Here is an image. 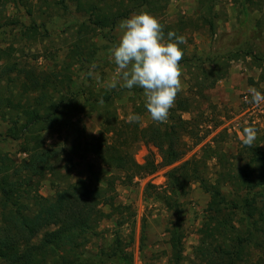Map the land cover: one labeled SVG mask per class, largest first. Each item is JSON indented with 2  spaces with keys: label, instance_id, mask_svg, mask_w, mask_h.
Listing matches in <instances>:
<instances>
[{
  "label": "trees",
  "instance_id": "obj_1",
  "mask_svg": "<svg viewBox=\"0 0 264 264\" xmlns=\"http://www.w3.org/2000/svg\"><path fill=\"white\" fill-rule=\"evenodd\" d=\"M71 1L81 20L75 49H69L65 58L57 52L45 54L50 64L45 68L37 65L41 54L32 55L30 61L21 55L24 49L0 48V121L6 125L0 145L18 143L24 155L19 160L0 147V264H135L119 232L128 223L125 211L131 206L118 203L117 187L169 168L166 184H148L145 192L147 200L154 199L176 215L169 223L168 263L264 264V128L250 121L230 133L222 129L223 122L202 112L191 119L184 117L193 114L200 101L209 100L206 92L228 76L233 61L257 56L251 49L206 58L188 55L192 32L205 28L216 32L218 0H197L193 16L175 23L160 21L165 38L170 31L186 38V44L179 45L184 53L180 64L190 71L191 96L176 98L166 122L152 121L146 127L142 118L137 123L122 119L112 93L92 86L101 56L100 47L89 45V35L116 47L113 33L121 21L141 12L159 18L173 0ZM231 1L238 5L242 25L252 14L264 13V0ZM65 3L62 0L59 5L65 7ZM260 36H249V40H260ZM195 95L199 102L193 100ZM84 114L101 120L95 137L87 136L79 120ZM134 114H149L146 101L136 106ZM246 126L257 129L252 146L239 138ZM46 132L56 133L58 141L47 144ZM143 145L157 153L150 149L142 165L136 153ZM198 147L199 154L185 160ZM91 155L112 174L98 175L87 163L93 184L72 179L79 162ZM49 177L54 179L53 197L41 192ZM196 187L210 200L198 244L188 256L183 216L186 198ZM112 219L116 220L114 239L103 244L101 226ZM94 240L102 243L87 256Z\"/></svg>",
  "mask_w": 264,
  "mask_h": 264
},
{
  "label": "rangeland",
  "instance_id": "obj_2",
  "mask_svg": "<svg viewBox=\"0 0 264 264\" xmlns=\"http://www.w3.org/2000/svg\"><path fill=\"white\" fill-rule=\"evenodd\" d=\"M61 1L16 0L9 3L0 0V48L24 49L21 55L28 57L30 61L33 60L32 55L41 54L43 58L37 62V65L45 68L50 65L48 59L44 57L45 54L57 52V56L65 58L69 49H75L76 32L81 18L74 13L71 0H66L65 3L68 10L65 9L66 6L59 5ZM196 5L197 0H173L166 13L157 19L175 23L179 19L189 18L195 13ZM217 5L219 16L216 19V32L213 34L207 28L192 32L193 42L187 51L188 55L206 58L209 55L213 57V53L224 55L233 49H251L257 56L233 61L228 76L219 81L214 89L206 92L209 100L200 101V106L194 110L195 112L185 114L184 117L191 119L196 113L202 112L216 122H223L222 129L227 128L230 133L238 132L244 122L248 124L250 121L264 128V102L259 105L251 102L252 98L248 91L250 87H254L264 94V82H261L264 68V13L262 12L263 16L259 12L252 14L249 22L242 25L238 5L231 0H218ZM113 35L119 45L122 36L119 27ZM259 35H261L260 40H249V36L259 37ZM89 37H92L89 45L94 43L100 47L101 56L100 68L96 72L99 75V81L96 79V74L93 75L92 86L106 88L109 93H112L121 118L127 119L130 114H134L136 106L141 101H146L143 90L137 86L132 89L122 87V81L117 83L115 88L109 87L117 68L112 52L115 46L102 40L100 36L93 38V34H90ZM84 46L86 49H92L91 46ZM180 65L183 73L182 90L176 98L191 96L189 94L190 71L184 64ZM210 67L211 65H207V68ZM89 83L90 81L88 85ZM192 98L199 102L197 95ZM141 118L145 127L153 121L149 114H144ZM79 120L85 124L88 137H95L98 134L101 120L97 116L84 114ZM5 130L6 125L0 121V133ZM43 136L49 145L58 141L56 133L46 132ZM0 147L16 159L20 160L24 156L19 153L18 143L8 142L1 144ZM150 149L157 153L155 148L145 145L136 153L139 164L145 163ZM199 152L200 147L193 150L185 160ZM79 163L81 165L72 174L74 180L84 179L93 184V179L85 167L87 163L93 166L98 175L112 174V171L107 169L96 156H88ZM170 169L161 170L147 178H138L132 185L117 187L118 203L131 206V210L125 211L128 223L119 232L124 243L129 245L133 253L135 264H169L171 248L168 230L169 223L176 220V215L154 199L147 200L145 192L148 184L163 187L166 184L165 175ZM53 181L54 179L49 177L43 182L41 192L45 197L55 195ZM209 200V196L198 187L186 198L183 220L186 231L185 249L188 256H191L193 247L198 244L199 230L202 227ZM115 226V219L102 224L101 230L105 231L106 238L103 244L114 239ZM100 243L102 242L94 240L86 255L94 254Z\"/></svg>",
  "mask_w": 264,
  "mask_h": 264
},
{
  "label": "clouds",
  "instance_id": "obj_3",
  "mask_svg": "<svg viewBox=\"0 0 264 264\" xmlns=\"http://www.w3.org/2000/svg\"><path fill=\"white\" fill-rule=\"evenodd\" d=\"M119 29L122 36L119 45L112 50L117 68L108 86L115 88L122 81L121 86L127 89L134 86L141 88L151 119L166 122L170 109L174 107L176 97L182 90L183 73L180 61L184 53L179 45L186 44V38L171 31L165 38L160 21L147 12L134 14L121 21ZM92 67L95 68V65ZM96 79L99 81L98 74ZM248 91L251 102L256 105L264 102V94L256 88L250 87ZM140 120L141 117L137 114L127 117L129 123ZM256 136L257 129L254 126L244 127L239 134L240 140L246 146H252Z\"/></svg>",
  "mask_w": 264,
  "mask_h": 264
}]
</instances>
